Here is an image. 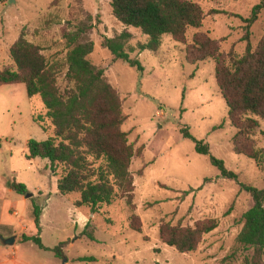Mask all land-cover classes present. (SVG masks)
Segmentation results:
<instances>
[{
	"label": "rangeland",
	"instance_id": "1",
	"mask_svg": "<svg viewBox=\"0 0 264 264\" xmlns=\"http://www.w3.org/2000/svg\"><path fill=\"white\" fill-rule=\"evenodd\" d=\"M192 1L205 16L201 28L188 29L187 43L164 35L156 52H140L138 45L148 36L119 22L111 0H0V69L16 68L10 49L24 36L42 47L64 91L72 86L65 76L67 36L83 30L80 42L94 43L88 59L105 70L120 93L126 117L122 130L137 153L130 168L134 210L128 196H118L96 212L78 208L74 202L79 193L62 195L58 190L61 168L54 172L47 159H27L31 139L55 135L41 97H29L25 84L1 86L0 236L16 239L6 244L0 238V264H244L252 257L254 250L237 241L243 216L254 205L242 184L264 188V170L234 152L237 130L217 84L215 61L188 63L186 49L203 32L223 52L242 56L248 43L255 48L264 36V10L246 39V19L261 0ZM123 32L131 34L126 49L143 71L117 60L103 46L105 38ZM39 115L46 130L35 121ZM259 121L255 139L264 149V122ZM186 132L208 144L210 155L197 152ZM211 156L223 160L238 179L222 177ZM14 180L26 185L25 194L10 188ZM32 205L42 209L39 226L29 216ZM132 214L140 218L141 232L130 228ZM207 219H215L218 227L204 235L194 252L181 253L161 239L164 223L194 227ZM24 234L40 236L49 250L22 241ZM57 247L62 257L52 251ZM85 257L96 260H80Z\"/></svg>",
	"mask_w": 264,
	"mask_h": 264
},
{
	"label": "trees",
	"instance_id": "2",
	"mask_svg": "<svg viewBox=\"0 0 264 264\" xmlns=\"http://www.w3.org/2000/svg\"><path fill=\"white\" fill-rule=\"evenodd\" d=\"M114 17L127 27L141 29L148 41L138 45L140 52H156L164 35H170L180 43H187V31L203 25L204 11L192 0H111ZM264 10L261 0L246 19L249 28ZM84 31L67 36L66 80L71 87L64 91L58 86L56 71L43 54L41 46L21 36L11 47V57L16 68L0 69V87L25 84L29 97L40 96L46 109V117L54 126L55 135L47 140L31 139L28 142L27 159L42 158L50 162L51 170L62 169L58 179V190L62 195L79 193L74 202L78 208L90 207L93 212L104 205H111L118 196H128L132 210L134 179L130 170L136 150L129 143L128 134L122 130L125 122L120 93L105 77V70L91 63L88 56L94 50L92 41L80 42ZM131 34L123 32L114 38H105L103 46L111 51L117 60H123L143 71L138 59L130 57L126 49ZM188 63L213 59L216 63L217 84L228 106V117L236 128L233 138L234 152L257 162L264 170V149L259 148L255 137L264 122V36L257 47L248 43L242 56L233 50L225 53L217 40L208 34L197 32L193 42L187 45ZM42 128L43 117H35ZM42 123V124H41ZM264 134V133H263ZM194 139L197 152L210 155V147ZM211 161L224 178L238 179L225 162L214 156ZM10 188L25 194L27 187L14 180ZM250 192L254 205L243 216L244 226L237 237L238 243L254 250L252 257L244 264H264V188L242 184ZM42 209L37 205L29 207V216L39 226ZM142 222L136 214L130 217V228L141 232ZM218 227L215 219L198 222L194 227L170 223L162 224L160 236L164 243L175 247L181 253L197 250L204 235ZM93 237V235L91 236ZM22 241H34L41 249L49 250L40 236L23 235ZM62 257V250H52ZM95 261V258H80Z\"/></svg>",
	"mask_w": 264,
	"mask_h": 264
},
{
	"label": "water",
	"instance_id": "3",
	"mask_svg": "<svg viewBox=\"0 0 264 264\" xmlns=\"http://www.w3.org/2000/svg\"><path fill=\"white\" fill-rule=\"evenodd\" d=\"M0 238L3 239L4 243H6V244H11V240L16 239V237H11V238L5 239L4 236H0Z\"/></svg>",
	"mask_w": 264,
	"mask_h": 264
},
{
	"label": "crops",
	"instance_id": "4",
	"mask_svg": "<svg viewBox=\"0 0 264 264\" xmlns=\"http://www.w3.org/2000/svg\"><path fill=\"white\" fill-rule=\"evenodd\" d=\"M29 209V208H28ZM25 228V227H24ZM8 231H11V230H8ZM10 233V232H9Z\"/></svg>",
	"mask_w": 264,
	"mask_h": 264
}]
</instances>
